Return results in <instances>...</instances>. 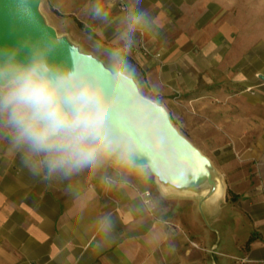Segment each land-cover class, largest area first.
Segmentation results:
<instances>
[{
  "label": "crops",
  "instance_id": "1",
  "mask_svg": "<svg viewBox=\"0 0 264 264\" xmlns=\"http://www.w3.org/2000/svg\"><path fill=\"white\" fill-rule=\"evenodd\" d=\"M56 3L68 7L63 16L73 27L85 24L79 13L89 0ZM106 3L119 15V4ZM143 6L163 27L142 37L130 59L142 82L160 86L146 95L200 133L189 140L215 168L214 188L141 185L130 176L135 189L109 190L101 177L112 168L32 181L0 147V264H264V92L251 91L264 86V74L249 65L253 47L239 44L237 2ZM101 37L110 41L111 29ZM107 213L112 243L101 249L95 222Z\"/></svg>",
  "mask_w": 264,
  "mask_h": 264
},
{
  "label": "clouds",
  "instance_id": "2",
  "mask_svg": "<svg viewBox=\"0 0 264 264\" xmlns=\"http://www.w3.org/2000/svg\"><path fill=\"white\" fill-rule=\"evenodd\" d=\"M20 5L22 0H16ZM119 4L114 16L106 0H89L83 9L85 34L91 51L58 55L62 44L56 36L31 33L0 44V147H5L32 181H67L81 173H105L101 183L109 190L160 184L167 169L155 145L160 136L151 122H141V112L157 97L158 84L139 79L130 57L142 37L163 27L143 6L144 0H112ZM19 18L34 23L23 11ZM111 29V40L97 39ZM99 60L111 80L87 70L82 58ZM147 163L137 167V160ZM114 230L110 213L100 215L95 231L109 246Z\"/></svg>",
  "mask_w": 264,
  "mask_h": 264
},
{
  "label": "water",
  "instance_id": "3",
  "mask_svg": "<svg viewBox=\"0 0 264 264\" xmlns=\"http://www.w3.org/2000/svg\"><path fill=\"white\" fill-rule=\"evenodd\" d=\"M40 0H22L20 5L16 0H0V44L15 41L26 34L39 35L46 33L56 36L54 28L37 18V7ZM23 11L34 16L35 22L28 23L19 18ZM57 37V36H56ZM58 38V37H57ZM62 44L58 48V55L64 56L69 50L78 54L67 40L58 38ZM87 70L102 74L106 80H111V74L106 71L99 60L88 56L82 58ZM150 103V108L142 111L141 122L150 121L152 131L160 136L154 150L158 151L167 169V174L161 180L173 186H189L194 189H203L205 185L214 188L215 178L218 175L210 160L195 147L189 139L182 135L174 126L168 111L160 103ZM147 163L146 159L137 160V165Z\"/></svg>",
  "mask_w": 264,
  "mask_h": 264
},
{
  "label": "rangeland",
  "instance_id": "4",
  "mask_svg": "<svg viewBox=\"0 0 264 264\" xmlns=\"http://www.w3.org/2000/svg\"><path fill=\"white\" fill-rule=\"evenodd\" d=\"M233 2H237L239 10V44L242 47H253L252 55L248 56L249 65L254 67L256 71L262 70L261 73L264 74V0H233ZM68 10L66 6L58 7L56 0H40L36 14L38 19L54 28L58 38L67 40L79 51H91L92 43L85 34V24L83 23V26L79 29L69 24L68 18L63 16ZM79 15H81L82 18L85 17L83 13H79ZM241 63L245 68L247 61L243 60ZM245 72L246 70H244V73ZM256 82L258 81L256 80ZM259 84L260 83H257L251 91H255V93L264 92V86ZM171 121L172 123L174 122V126L187 139H199L201 137L200 133L187 132V130L183 129L174 119Z\"/></svg>",
  "mask_w": 264,
  "mask_h": 264
},
{
  "label": "built area",
  "instance_id": "5",
  "mask_svg": "<svg viewBox=\"0 0 264 264\" xmlns=\"http://www.w3.org/2000/svg\"><path fill=\"white\" fill-rule=\"evenodd\" d=\"M141 49L143 50L144 53L148 52L147 48L144 45H142V44H141Z\"/></svg>",
  "mask_w": 264,
  "mask_h": 264
},
{
  "label": "trees",
  "instance_id": "6",
  "mask_svg": "<svg viewBox=\"0 0 264 264\" xmlns=\"http://www.w3.org/2000/svg\"><path fill=\"white\" fill-rule=\"evenodd\" d=\"M76 22H77V24H78L79 27H82L83 26V24L79 20H76Z\"/></svg>",
  "mask_w": 264,
  "mask_h": 264
}]
</instances>
